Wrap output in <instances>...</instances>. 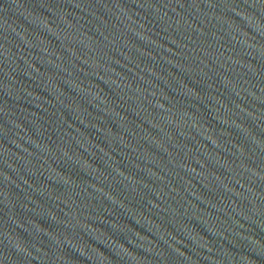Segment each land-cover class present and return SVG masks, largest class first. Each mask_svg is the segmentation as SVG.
I'll return each mask as SVG.
<instances>
[{"label": "water", "instance_id": "95a60500", "mask_svg": "<svg viewBox=\"0 0 264 264\" xmlns=\"http://www.w3.org/2000/svg\"><path fill=\"white\" fill-rule=\"evenodd\" d=\"M0 264H264V0H0Z\"/></svg>", "mask_w": 264, "mask_h": 264}]
</instances>
